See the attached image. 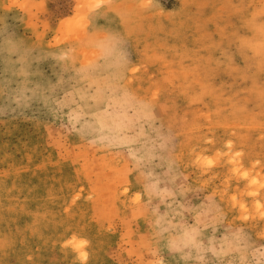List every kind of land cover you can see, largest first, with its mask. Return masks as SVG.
<instances>
[{
    "label": "rangeland",
    "instance_id": "obj_1",
    "mask_svg": "<svg viewBox=\"0 0 264 264\" xmlns=\"http://www.w3.org/2000/svg\"><path fill=\"white\" fill-rule=\"evenodd\" d=\"M0 264H264V0H0Z\"/></svg>",
    "mask_w": 264,
    "mask_h": 264
},
{
    "label": "clouds",
    "instance_id": "obj_2",
    "mask_svg": "<svg viewBox=\"0 0 264 264\" xmlns=\"http://www.w3.org/2000/svg\"><path fill=\"white\" fill-rule=\"evenodd\" d=\"M102 2L103 0H101ZM122 45L123 38L118 33H107L100 41L102 54L110 57L116 67H119L125 59Z\"/></svg>",
    "mask_w": 264,
    "mask_h": 264
},
{
    "label": "snow or ice",
    "instance_id": "obj_3",
    "mask_svg": "<svg viewBox=\"0 0 264 264\" xmlns=\"http://www.w3.org/2000/svg\"><path fill=\"white\" fill-rule=\"evenodd\" d=\"M208 163L210 164V163H211V161H208Z\"/></svg>",
    "mask_w": 264,
    "mask_h": 264
}]
</instances>
